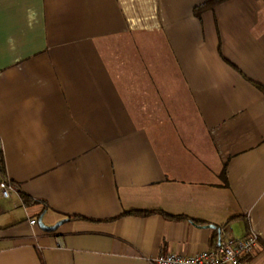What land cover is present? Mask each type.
I'll list each match as a JSON object with an SVG mask.
<instances>
[{"label": "crops", "instance_id": "1", "mask_svg": "<svg viewBox=\"0 0 264 264\" xmlns=\"http://www.w3.org/2000/svg\"><path fill=\"white\" fill-rule=\"evenodd\" d=\"M204 2L0 0V264H264V1Z\"/></svg>", "mask_w": 264, "mask_h": 264}, {"label": "built area", "instance_id": "2", "mask_svg": "<svg viewBox=\"0 0 264 264\" xmlns=\"http://www.w3.org/2000/svg\"><path fill=\"white\" fill-rule=\"evenodd\" d=\"M15 193L17 185L0 172V201L10 199ZM259 240L254 232L238 238L221 236L216 245L195 255H163L154 259L153 264H250L248 257L255 253Z\"/></svg>", "mask_w": 264, "mask_h": 264}, {"label": "trees", "instance_id": "3", "mask_svg": "<svg viewBox=\"0 0 264 264\" xmlns=\"http://www.w3.org/2000/svg\"><path fill=\"white\" fill-rule=\"evenodd\" d=\"M227 1H229V0H205V2L202 5H200L199 7H197L195 9V13L199 14V13H202V12H205V11L214 10L218 5L223 4V3L227 2ZM0 163H1V173L4 176L6 174H5V170H4L3 159H2L1 156H0ZM225 175H226V173L224 171L223 177H225ZM154 213H155V211H130V212H127L125 214H127V215H151V214H154ZM164 215L167 216V217H172V216H169L167 214H164ZM172 218H175V217H172Z\"/></svg>", "mask_w": 264, "mask_h": 264}, {"label": "water", "instance_id": "4", "mask_svg": "<svg viewBox=\"0 0 264 264\" xmlns=\"http://www.w3.org/2000/svg\"><path fill=\"white\" fill-rule=\"evenodd\" d=\"M65 222H67V220H61L58 223H56L55 225L49 226V225H46L44 223V221H43V215H41L39 217V219H38V225H39L40 229L43 230L44 232H48V233L55 232Z\"/></svg>", "mask_w": 264, "mask_h": 264}]
</instances>
